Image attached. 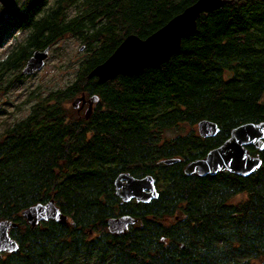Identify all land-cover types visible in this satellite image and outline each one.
<instances>
[{
	"label": "trees",
	"instance_id": "trees-1",
	"mask_svg": "<svg viewBox=\"0 0 264 264\" xmlns=\"http://www.w3.org/2000/svg\"><path fill=\"white\" fill-rule=\"evenodd\" d=\"M195 1L24 0L9 9L23 37L0 58V96L35 50L72 36L84 55L65 86L34 91L30 112L0 132V221L18 223L10 235L19 245L0 264H264V148L248 145L262 163L247 176L186 172L233 128L264 121V0L202 13L158 66L90 76L128 35L148 37ZM83 96L98 97L90 112ZM203 119L217 123L215 136L200 134ZM122 172L153 175L158 197L123 201ZM51 199L65 222L24 216ZM122 215L135 223L112 232L108 220Z\"/></svg>",
	"mask_w": 264,
	"mask_h": 264
},
{
	"label": "water",
	"instance_id": "water-1",
	"mask_svg": "<svg viewBox=\"0 0 264 264\" xmlns=\"http://www.w3.org/2000/svg\"><path fill=\"white\" fill-rule=\"evenodd\" d=\"M17 0H0L3 7L12 8ZM227 0H196L181 13L174 16L164 26L146 38L136 34L128 35L115 51L100 65L93 69L90 76H97L100 82L112 79L119 74L134 75L146 67L158 66L170 59L181 48L182 38L197 31L198 18L204 12H211L222 7ZM50 47L38 49L28 58L22 73L31 74L43 68L49 56ZM82 106L89 103L90 112L97 96L86 100L83 96ZM80 99L74 102L78 106ZM198 129L203 137H212L219 132L217 123L203 119L198 123ZM258 149L264 148V121L247 122L232 129L230 137L220 146L210 150L201 159L190 162L186 166L188 174L197 173L200 176L215 175L220 171H229L247 176L257 169L262 160L259 155L251 154L248 145ZM177 159L167 160V163ZM117 195L125 202L136 199L139 202H149L158 197L159 191L156 179L148 174L135 177L129 172L120 173L115 179ZM32 224L49 218L65 222V215L54 199L46 203H38L23 212ZM131 215H122L108 220L112 232L121 233L135 223ZM18 223L8 220L0 221V255L4 251L12 252L18 249V242L10 235V228Z\"/></svg>",
	"mask_w": 264,
	"mask_h": 264
},
{
	"label": "rangeland",
	"instance_id": "rangeland-1",
	"mask_svg": "<svg viewBox=\"0 0 264 264\" xmlns=\"http://www.w3.org/2000/svg\"><path fill=\"white\" fill-rule=\"evenodd\" d=\"M23 1L17 0L14 7L20 6ZM7 10L9 9L0 3V36H4L0 43V58L23 37V31L13 26L16 20L11 11ZM80 47L79 41L72 36H66L51 47L43 68L31 74H23L20 78L15 77L16 83L0 96V132L7 123H13L30 112L35 101L30 96L34 91L41 90L46 93L50 89L65 86L74 77L79 59L84 55Z\"/></svg>",
	"mask_w": 264,
	"mask_h": 264
},
{
	"label": "flooded vegetation",
	"instance_id": "flooded-vegetation-1",
	"mask_svg": "<svg viewBox=\"0 0 264 264\" xmlns=\"http://www.w3.org/2000/svg\"><path fill=\"white\" fill-rule=\"evenodd\" d=\"M6 8V7H5ZM7 9V8H6ZM8 9H11V8H8ZM7 11H10V10H7ZM88 107H89V103H88V101H86L85 102V104H84V109L86 110V109H88ZM158 186V185H157ZM132 200H136V199H132Z\"/></svg>",
	"mask_w": 264,
	"mask_h": 264
}]
</instances>
